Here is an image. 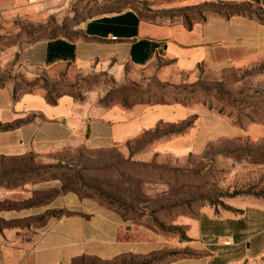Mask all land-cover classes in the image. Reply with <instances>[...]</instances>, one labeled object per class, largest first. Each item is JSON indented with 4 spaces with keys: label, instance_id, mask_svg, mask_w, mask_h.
Returning <instances> with one entry per match:
<instances>
[{
    "label": "crops",
    "instance_id": "1",
    "mask_svg": "<svg viewBox=\"0 0 264 264\" xmlns=\"http://www.w3.org/2000/svg\"><path fill=\"white\" fill-rule=\"evenodd\" d=\"M82 2L0 0V29L14 22L61 23ZM246 3L260 9L264 19V0ZM78 29L72 39L40 38L23 47L25 75L36 78L68 66L84 72L123 64L141 68L160 60L172 67L179 83L181 74L194 76L201 66L221 70L264 63V23L256 18L210 13L188 30L184 24L148 23L127 10L87 19ZM184 121L192 124L183 134L131 153L145 134ZM0 127V264H71L82 256L112 260L185 249L194 255L167 264H264V196L232 194L195 218H180L177 226L186 239L174 240L155 228L128 225L95 198L62 192L58 180L20 174L33 165L32 158L58 161L80 151L117 148L139 161L160 156L183 162L223 140H264V126L238 128L202 105L105 108L70 95L51 105L41 93L15 94V84L8 82L0 86Z\"/></svg>",
    "mask_w": 264,
    "mask_h": 264
},
{
    "label": "rangeland",
    "instance_id": "2",
    "mask_svg": "<svg viewBox=\"0 0 264 264\" xmlns=\"http://www.w3.org/2000/svg\"><path fill=\"white\" fill-rule=\"evenodd\" d=\"M245 4L246 0H84L73 17L61 23L7 24L0 29V86L13 82L21 87L19 92L43 95L54 89L105 108L172 102L202 105L221 111L243 128L264 126V63L221 70L201 66L194 76L181 74L179 83L172 67L160 60L141 68L123 64L91 72L68 66L44 71L36 78L27 77L21 63V50L26 45L40 38L72 39L85 20L103 14L132 10L148 23L186 26L187 21H203L210 14L203 10L209 6L226 10ZM181 124L162 125L157 133L145 134L131 147V153ZM32 161L21 175L24 179L58 180L61 191L77 190L110 205L128 225L155 228L174 240L184 236L177 226L180 218H195L202 208L220 206L232 194L264 196V140H223L183 162L160 156L139 161L118 148L80 151L58 161ZM170 252L192 254L185 249L155 256Z\"/></svg>",
    "mask_w": 264,
    "mask_h": 264
},
{
    "label": "trees",
    "instance_id": "3",
    "mask_svg": "<svg viewBox=\"0 0 264 264\" xmlns=\"http://www.w3.org/2000/svg\"><path fill=\"white\" fill-rule=\"evenodd\" d=\"M251 8H253V7L249 4H245L242 6H234V7H231L229 9H226V10H221V9H218L217 7L209 6V7L205 8L203 11L220 15L226 19H231L233 17H249L252 19L256 18L260 22L264 23L263 14L261 13L260 9L256 8L253 10ZM120 12H122V11H118L117 13H120ZM139 17H140V15H139ZM186 28L188 30H192L193 24L190 21H187L186 22ZM1 86H3V85H1ZM20 88L21 87H19V86H17V87L15 86V94H17L19 92ZM23 93H32V92H23ZM63 96H65V95L57 93L53 89L45 95V98L47 99V101L51 105H56L58 100ZM167 104L174 105V104H181V103L172 102V103H167ZM185 106H191V105H185ZM210 109L215 110L213 108H210ZM218 112L221 115H224L221 111H218ZM228 118L230 119L229 116H228ZM191 124H192V121H187L185 123H182L178 127H173L170 131H168L166 133L159 134V136H156L155 138L152 139V141L148 142L144 148H146L151 143H153V142H155L158 139H161L163 137L175 135V134H183L191 126ZM252 124H254V123H252ZM234 125L238 128L244 127L241 123H238V122L234 123ZM157 128H159V127H157ZM157 128L155 130L151 131V133H157ZM26 172L27 171H23L20 174H26ZM62 192H75L82 197H86L85 195L80 194L77 190H72V189H68V188L63 189ZM109 207L112 208L110 205H109ZM182 239L185 240L186 238L184 236H182ZM161 253L153 254L150 256H137V255H133V254H125V255L118 256L112 260H102V259H99L97 257L82 256L79 258H75L71 264H167L168 262L174 261L176 259H180L183 257H189V256L194 255V254L188 255V254L179 253V252H177V253L176 252H170V253H166L162 256H158V257L155 256V255H160Z\"/></svg>",
    "mask_w": 264,
    "mask_h": 264
},
{
    "label": "built area",
    "instance_id": "4",
    "mask_svg": "<svg viewBox=\"0 0 264 264\" xmlns=\"http://www.w3.org/2000/svg\"><path fill=\"white\" fill-rule=\"evenodd\" d=\"M114 40H116V38H114ZM225 245L226 246H230L231 245V242L227 241V242H225Z\"/></svg>",
    "mask_w": 264,
    "mask_h": 264
}]
</instances>
